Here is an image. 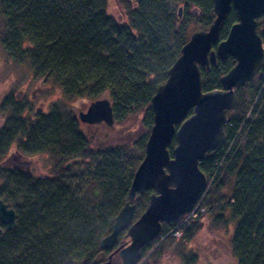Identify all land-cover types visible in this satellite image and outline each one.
Masks as SVG:
<instances>
[{"label":"trees","instance_id":"obj_1","mask_svg":"<svg viewBox=\"0 0 264 264\" xmlns=\"http://www.w3.org/2000/svg\"><path fill=\"white\" fill-rule=\"evenodd\" d=\"M183 1L185 9L195 6L197 13H188L198 29H206L214 19L212 0ZM115 2L120 10L117 18L107 12V0H0V45L6 58L24 65L37 77L55 82L62 91L58 102L61 106L79 98L92 101L104 95L116 121L142 113L148 135L153 120L150 99L167 78L168 69L191 32L184 23L182 6L178 17V8L173 13L168 0ZM234 22L236 14L231 9L221 26L219 39L226 37ZM257 33L264 43V14L257 19ZM233 64V58L228 56L211 62L208 70L201 66L202 90L221 88L220 77ZM262 98L264 59L254 78L236 89V104L227 115L224 142L198 164L211 184L202 196L206 205L218 204L216 196L222 195L223 185L231 178L222 210L228 211L235 221L230 246L237 264H264ZM12 113L0 130L1 162L13 144L22 154L48 152L72 159L78 152L83 159L93 154L88 136L79 128V120L66 107L59 113H42L36 118L23 117L22 111ZM174 145L172 139L168 146L170 153ZM64 167L58 165L59 176ZM4 173L0 174L4 179L0 199L14 209L16 225L4 230L0 223L3 229L0 264L105 261L110 250L100 249L99 242L110 233L115 216L127 201L134 172L124 179L120 171H114L113 182L90 184L87 197L96 209L85 216L83 209L89 208L59 176L40 185L38 179L30 180L31 176L21 166L12 167L10 174ZM213 173L216 174L212 180ZM17 174L21 177L17 178ZM152 192L153 189H146L131 201L135 206L134 217L143 212ZM13 197H18L19 203L11 205ZM174 224L164 222L161 230ZM198 227L197 220L192 221L183 237L191 238ZM122 235L124 231L117 243L125 242L120 240ZM154 240L141 248L135 263L148 250L153 254ZM115 255L110 264H119Z\"/></svg>","mask_w":264,"mask_h":264},{"label":"water","instance_id":"obj_2","mask_svg":"<svg viewBox=\"0 0 264 264\" xmlns=\"http://www.w3.org/2000/svg\"><path fill=\"white\" fill-rule=\"evenodd\" d=\"M231 9L235 11L236 22L220 40L221 26ZM212 11V22L206 29L190 33L168 69L167 78L150 99L153 120L143 158L133 173L127 201L115 216L110 233L101 238L99 247L113 249L119 234L126 230L125 242L116 245L100 264H110L115 253L120 264H134L141 248L158 236L162 224L177 222L189 213L208 187L198 164L224 142L227 115L235 106V89L254 76L262 58V42L256 29L258 17L264 14V0H212ZM227 56L235 62L220 77L221 88L204 92L200 67L208 70L216 58ZM77 118L84 124L114 122L110 101L105 97L91 101L84 111L77 113ZM172 139L175 145L170 153L168 146ZM146 189L153 192L143 212L134 219L135 206L131 201ZM15 218L14 209L0 199L3 229L15 227ZM3 229L0 227V235Z\"/></svg>","mask_w":264,"mask_h":264},{"label":"rangeland","instance_id":"obj_3","mask_svg":"<svg viewBox=\"0 0 264 264\" xmlns=\"http://www.w3.org/2000/svg\"><path fill=\"white\" fill-rule=\"evenodd\" d=\"M168 2L173 13H176L177 8L182 6L187 31L193 32L198 29L197 22L193 21L188 13V11H196L194 5H189L185 9L183 0H168ZM106 8L109 14L116 18L119 17L120 10L115 0H107ZM185 11L187 12L185 13ZM104 97L107 98L104 95L100 96V98ZM258 97L259 93L256 99ZM61 98L62 91L55 82L49 78L37 77L24 65L20 66L6 58L0 45V130L6 117L12 116L14 111H22V116L26 118H36L40 116L39 112L43 114L59 113L66 107V111H70L77 117V113L81 110L84 111L91 102L89 99L79 98L71 103L68 102L66 106H61L58 103ZM263 105L264 98L260 103V106ZM143 117L142 113H138L134 118L129 116L123 121L114 120L111 125H106L103 122L84 124L79 121V128L88 136L90 141L88 147L93 150V154L88 159H83L78 152V155L74 156V159L78 160L77 162H73L72 157L60 158L48 152L18 153V149L13 144L1 159L2 162L0 161V174L4 172L10 174L9 170L12 167L21 166L31 176L30 180L36 178L40 185H44L45 181L50 183L51 179L59 176L58 165L65 166L70 162L71 165L67 168L64 167L59 178L69 183L77 199H81L84 206L89 208V210L83 209V216L93 214L96 205L89 203L86 190L88 186L92 183L113 182L114 171H120V175L125 179L131 172H134L143 156L144 141L148 136ZM22 162L25 164H21ZM1 164L6 168L3 166L4 169H2ZM215 174L211 175L212 180L215 178ZM15 176L21 177L19 174ZM24 177L28 176L24 175ZM3 181L4 179L0 177L1 192L4 189ZM230 184L231 178L223 185L222 195L216 196L218 204L206 205L201 198L191 212L184 216L178 224L175 223L168 228L163 227V230L153 241L152 249H156L153 254L151 250H148L145 256L135 264H237L230 246V235L235 221L228 211L222 210ZM209 185L211 184L208 181L207 188ZM6 192L4 191V193ZM211 196L212 193L208 195L207 199L210 200ZM18 200V197L10 198V204L19 203ZM196 220L199 224L197 231L191 238H184L185 231L192 225V221ZM121 237L120 240L123 239V235ZM114 259L116 263L120 264L117 254Z\"/></svg>","mask_w":264,"mask_h":264},{"label":"flooded vegetation","instance_id":"obj_4","mask_svg":"<svg viewBox=\"0 0 264 264\" xmlns=\"http://www.w3.org/2000/svg\"><path fill=\"white\" fill-rule=\"evenodd\" d=\"M227 57H228V56H227ZM227 57H226V58H227ZM230 57H231V56H230ZM226 58H225V59H226ZM232 58H233V57H232ZM216 59H217V58H216ZM263 59H264V47H263V54H262V58H261V60H260V62H259V64H258V66H257V67H256V69H255L254 76H255V74H256V70H257V68H258V67H259V65H260V64L263 62ZM233 60H234V58H233ZM234 62H235V60H234ZM233 65H234V64H233ZM254 76H253V77H254ZM253 77H252V78H253ZM39 113H41V114H42V112H39ZM21 164H25V162H22Z\"/></svg>","mask_w":264,"mask_h":264}]
</instances>
